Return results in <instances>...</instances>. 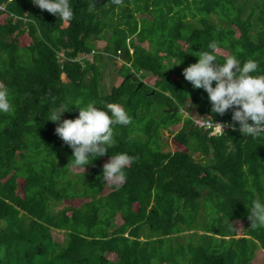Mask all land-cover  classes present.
Masks as SVG:
<instances>
[{"label":"trees","instance_id":"1","mask_svg":"<svg viewBox=\"0 0 264 264\" xmlns=\"http://www.w3.org/2000/svg\"><path fill=\"white\" fill-rule=\"evenodd\" d=\"M71 4L73 19L63 22L32 0H0L6 7L0 19L7 16L0 22V85L10 90L14 106L12 114H0V264H174L179 255L182 262L190 260L186 264H251L253 249L264 248V228H250L247 207L264 199V138L243 136L239 129L216 137L194 126L181 108L192 106L200 116L227 123L232 110L211 115L208 94L182 73L216 41L221 61L213 63L236 54L258 62L254 75H264V0ZM138 13L152 18L138 19ZM105 33L104 51H121L126 62L121 84L103 95V54L96 52L85 66L74 59L98 48L97 40L106 42ZM21 34L30 42L21 45ZM60 50L68 61H60ZM93 101L121 104L131 123L114 129L108 155L94 159L85 172H73L67 166L73 150L47 120L49 110L62 103L71 107L62 119H75L79 109L73 104ZM176 125L181 127L174 140L183 148L166 151L163 135ZM117 152L133 162L122 186L103 194L102 168ZM75 199L84 202L75 205ZM63 201L70 205L59 207ZM237 220L246 225L238 238ZM54 230L64 231L62 241L54 239ZM173 235L182 241L181 254L171 253L177 244Z\"/></svg>","mask_w":264,"mask_h":264},{"label":"clouds","instance_id":"2","mask_svg":"<svg viewBox=\"0 0 264 264\" xmlns=\"http://www.w3.org/2000/svg\"><path fill=\"white\" fill-rule=\"evenodd\" d=\"M32 3L42 11L54 14L63 22L73 19L74 10L71 0H32ZM112 3L119 6L122 0H112ZM104 46L103 52L95 49L90 54L81 53L74 60L85 61L88 55L96 52L108 54L109 52L104 51ZM207 49L199 51L196 55L198 61L184 68L182 74L194 89H203L208 94L212 105L211 115L223 116L231 109V121L227 123L208 116H200L192 106L187 109L181 108V113L184 117H190L194 126L209 132L211 136L221 137L228 130L239 129L243 136L252 139L264 138L262 135L264 134V75H254L259 71L258 62L252 59L241 61L236 54H232L223 56V63H213L220 60L218 59V43L209 42ZM239 51V49L236 50L237 53ZM61 52L65 54V50L59 51L60 58ZM119 54H122L121 51H118L116 57H119ZM69 59L65 54V61ZM73 105L79 109V114L75 119H62L63 113L70 111L71 107H66L61 103L55 109L49 110L47 120L56 123L55 133L65 145L73 150L71 161L67 166L70 170L83 169L85 172L86 167L94 159L109 154L108 149L114 145V129L117 126L129 125L131 118L127 110L115 102L103 106H97L94 101L83 107L79 103ZM13 112L10 90L0 85V114L10 115ZM198 118L213 121V129L206 128L207 124L202 123ZM226 125L229 126L227 130H225ZM132 162V157L126 152L111 155L102 168L104 184L119 189L126 178L125 170ZM249 190L255 192V188L251 185ZM247 207L249 208L250 228H264V199H253L251 205Z\"/></svg>","mask_w":264,"mask_h":264},{"label":"rangeland","instance_id":"3","mask_svg":"<svg viewBox=\"0 0 264 264\" xmlns=\"http://www.w3.org/2000/svg\"><path fill=\"white\" fill-rule=\"evenodd\" d=\"M151 17V15L149 13H145V14H141V13H138L137 17L138 19H141L143 17ZM152 18V17H151ZM7 19V16L6 14H4L1 19H0V22L4 23ZM118 20V19H116ZM188 20H191V22H193L195 25H198V23L196 21L193 20L192 17H189ZM210 20L212 23H216L218 21V15L217 14H213L210 16ZM188 32V31H186ZM18 31L16 32H13L12 35L15 36L17 35ZM238 34H239V31H238ZM109 34L108 33H105V40L106 42L108 41V37ZM112 39V38H111ZM19 41H20V44L21 45H25L27 43L30 42V37L28 34H21L19 36ZM112 41V40H111ZM104 41L102 40H97L96 43H97V46L98 48H96L97 51H101L103 52V46L105 45ZM144 45V43H143ZM145 45H147V42H145ZM102 48V49H101ZM221 52V51H220ZM104 56V60L102 61V63L100 64V90H101V94L105 95V94H109L111 93L112 89L114 87H117L121 84V82L123 81V77H122V74L120 73V68L122 67V65L124 64V57L122 56V54H119V57H116V55L112 52H109L108 54H103ZM82 59V58H80ZM87 60L91 62L94 61L93 59V56L92 55H88L87 56ZM96 62V61H95ZM83 66L86 65V61H82L81 62ZM96 63H99L96 62ZM131 70L135 73L136 76H141L140 72L138 71H135V68L134 67H131ZM94 75L93 72L91 73H88V79L91 78L92 76ZM62 78H63V81H66L68 82L69 79L67 77V75L65 73H63L62 75ZM145 82H149V77L147 79H144ZM158 106H162V105H158ZM66 119H68V116H65ZM181 125L178 126H173L172 129L173 131L171 130H165V133L163 135V144H164V150L166 151H175L176 149H182L183 146H180L178 145L175 140H174V134L173 132L177 131L178 129H180ZM193 155L196 157L197 154L193 152ZM72 156V155H71ZM71 156H68L67 157V160L71 161ZM107 162V161H106ZM105 162V163H106ZM203 162L205 164H210L209 160L208 161H204L203 159ZM88 170V169H86ZM85 170V171H86ZM73 172H83L84 170L83 169H78V170H72ZM78 179V178H76ZM20 186H19V189H18V192L24 196V180H20ZM79 187H82V186H79ZM110 188H112V186H109V185H105V188L103 189L102 193L103 194H106ZM260 199V198H259ZM81 202H84V199H78L76 201V199L74 201H71V203L75 204V205H79L81 204ZM66 205H70V203L68 202H61L59 207H64ZM199 222V221H198ZM204 222V221H203ZM236 227H237V231H238V236H236L237 238L238 237H242L244 236V230H245V222L243 220H237L236 222ZM200 224V223H199ZM247 224V223H246ZM199 233H203L201 230H195ZM195 231H190L189 233H192V232H195ZM264 231V230H263ZM261 238L264 239V233H261ZM53 236H54V239L57 240V241H62L63 238H64V231L63 230H54L53 232ZM177 244L175 245L176 248H174L171 253H177V254H181V251H182V241L179 240L175 235H173ZM189 236L186 237L185 241L186 243L189 244V239H188ZM191 241H195L194 240H191ZM178 244H179V247H178ZM263 246L262 245H258L257 247H255L253 249V252L251 254V259H250V263L251 264H264V248H262ZM163 250H165V248H163ZM112 259H116V255L115 254H112ZM181 256L179 255L177 257V260H180V261H175L174 264H186V263H189L190 260L188 259L187 262L185 261H181ZM238 260L235 261V263L237 262ZM67 264L69 263H72L73 261L72 260H68L66 261ZM65 262V263H66ZM156 260H155V264H156Z\"/></svg>","mask_w":264,"mask_h":264},{"label":"built area","instance_id":"4","mask_svg":"<svg viewBox=\"0 0 264 264\" xmlns=\"http://www.w3.org/2000/svg\"><path fill=\"white\" fill-rule=\"evenodd\" d=\"M0 8L4 10L5 6H1ZM60 55H61L60 61L63 63L65 61V54H64V52H61ZM198 119H200L202 121V123L207 124L206 128H208V129L212 128L213 129V121L208 120V119H202V118H198ZM228 128H229V126L226 125L225 130H227Z\"/></svg>","mask_w":264,"mask_h":264},{"label":"water","instance_id":"5","mask_svg":"<svg viewBox=\"0 0 264 264\" xmlns=\"http://www.w3.org/2000/svg\"><path fill=\"white\" fill-rule=\"evenodd\" d=\"M143 85V83H140V85L139 86H142ZM169 111H173L174 113H177V111H178V108H173V107H170L169 109H168ZM193 111V110H192Z\"/></svg>","mask_w":264,"mask_h":264},{"label":"crops","instance_id":"6","mask_svg":"<svg viewBox=\"0 0 264 264\" xmlns=\"http://www.w3.org/2000/svg\"><path fill=\"white\" fill-rule=\"evenodd\" d=\"M258 194V193H257ZM90 198H87V200H89Z\"/></svg>","mask_w":264,"mask_h":264}]
</instances>
